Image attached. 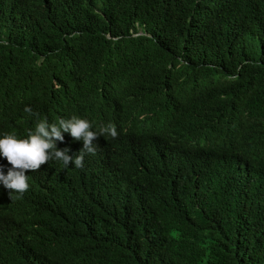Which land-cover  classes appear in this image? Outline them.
<instances>
[{
    "label": "trees",
    "instance_id": "16d2710c",
    "mask_svg": "<svg viewBox=\"0 0 264 264\" xmlns=\"http://www.w3.org/2000/svg\"><path fill=\"white\" fill-rule=\"evenodd\" d=\"M0 108V138L78 109L128 128L49 195L0 182L18 244L0 264H21L29 201L49 217L36 242L62 249L50 264H264V0H0Z\"/></svg>",
    "mask_w": 264,
    "mask_h": 264
},
{
    "label": "clouds",
    "instance_id": "9594fccd",
    "mask_svg": "<svg viewBox=\"0 0 264 264\" xmlns=\"http://www.w3.org/2000/svg\"><path fill=\"white\" fill-rule=\"evenodd\" d=\"M93 86L97 85L94 83ZM99 87H101L99 90H95L89 82L88 93L96 94L103 101L114 94L110 86ZM105 102L113 110L119 109V103ZM70 103L73 106L71 100ZM6 104L7 101L4 105ZM75 107L73 106L74 109ZM24 111L29 115H39L33 113L30 106H26ZM77 112L61 118L57 123L49 124L44 119L40 120L37 122L35 133H29L27 138L18 139L15 134L7 133L0 138V155L6 157L0 156V182L9 190L11 199L14 198L13 192L21 195L27 192L49 195L66 180V170L70 166H75L77 169L90 163L102 166L104 156L114 149L121 133H126L128 130L126 127L118 128L114 122L97 128L99 123L95 113H90L87 109H78ZM158 128L160 127L154 128V133L158 134L160 140L170 138L168 128L165 130L167 134L163 133L164 129L159 133ZM206 145L211 151L222 154L226 152L229 143L225 136L214 133ZM242 159L243 162L248 160L247 157ZM29 202L31 206L27 208L17 205L21 210H34L38 216L35 224L25 225L20 229L22 249L21 253L20 248L18 252L21 256V264H50L51 257L59 256L62 249L57 250L53 246L36 242L32 234L34 226L49 217L44 214L45 210L39 208L37 201ZM0 243L5 249L18 245L7 237L5 240L0 237Z\"/></svg>",
    "mask_w": 264,
    "mask_h": 264
}]
</instances>
